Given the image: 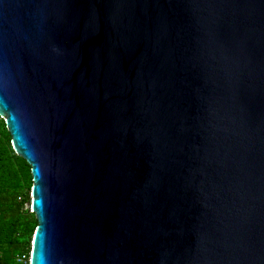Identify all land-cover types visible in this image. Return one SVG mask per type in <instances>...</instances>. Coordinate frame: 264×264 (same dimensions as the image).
<instances>
[{
    "label": "water",
    "instance_id": "1",
    "mask_svg": "<svg viewBox=\"0 0 264 264\" xmlns=\"http://www.w3.org/2000/svg\"><path fill=\"white\" fill-rule=\"evenodd\" d=\"M0 118L29 264H264V0H0Z\"/></svg>",
    "mask_w": 264,
    "mask_h": 264
},
{
    "label": "trees",
    "instance_id": "2",
    "mask_svg": "<svg viewBox=\"0 0 264 264\" xmlns=\"http://www.w3.org/2000/svg\"><path fill=\"white\" fill-rule=\"evenodd\" d=\"M29 165L15 154L0 118V264H29L36 219L29 205ZM22 255L26 262L17 261Z\"/></svg>",
    "mask_w": 264,
    "mask_h": 264
},
{
    "label": "built area",
    "instance_id": "3",
    "mask_svg": "<svg viewBox=\"0 0 264 264\" xmlns=\"http://www.w3.org/2000/svg\"><path fill=\"white\" fill-rule=\"evenodd\" d=\"M17 261L22 262V263H25L26 262L25 256L22 255L20 258L17 259Z\"/></svg>",
    "mask_w": 264,
    "mask_h": 264
}]
</instances>
